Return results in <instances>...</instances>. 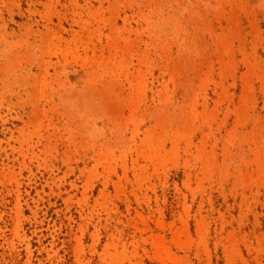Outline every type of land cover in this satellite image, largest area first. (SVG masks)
Masks as SVG:
<instances>
[{"label":"rangeland","instance_id":"rangeland-1","mask_svg":"<svg viewBox=\"0 0 264 264\" xmlns=\"http://www.w3.org/2000/svg\"><path fill=\"white\" fill-rule=\"evenodd\" d=\"M0 264H264V0H0Z\"/></svg>","mask_w":264,"mask_h":264}]
</instances>
